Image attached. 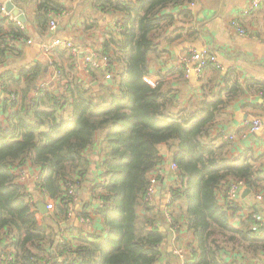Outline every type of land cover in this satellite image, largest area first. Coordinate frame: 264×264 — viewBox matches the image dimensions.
Listing matches in <instances>:
<instances>
[{"label":"trees","instance_id":"1","mask_svg":"<svg viewBox=\"0 0 264 264\" xmlns=\"http://www.w3.org/2000/svg\"><path fill=\"white\" fill-rule=\"evenodd\" d=\"M191 1L96 0L97 9L121 17L116 23L120 30L106 33L102 46L115 88L85 85L72 65L62 72L68 79L63 87L37 90L31 98L25 94L18 99L14 93L12 100L8 94L4 108L9 114L0 123V243L3 251L11 249L12 264H158L166 243L159 226L163 205H151L145 198L149 179L161 164V145L184 181L171 186L167 210L174 221L186 222L196 243L193 256L182 264H226L221 255L227 250L251 258L264 253V236H257L251 217L234 228V211L217 200L221 187L235 180L249 187L256 184L250 163H234L223 145L210 140L211 126L224 105L221 97L205 99L195 112H174V97L143 81L156 39L174 24L166 10ZM35 3L36 28L44 34L49 14L59 15L65 8L55 0ZM2 16L0 65L17 52L11 40L23 38L22 31L4 25L8 16ZM27 85L30 89L29 81ZM256 85L264 95V84ZM238 89L233 85L229 91ZM25 164L38 171L34 189L55 203L54 211L41 220L28 189L19 182L17 169ZM95 166L100 174L90 180V191L102 203L94 210L103 229L90 234L71 226L63 230L69 235L58 239L56 227L67 223L64 185L87 183ZM89 207L90 202L84 204L78 215L87 216Z\"/></svg>","mask_w":264,"mask_h":264},{"label":"crops","instance_id":"2","mask_svg":"<svg viewBox=\"0 0 264 264\" xmlns=\"http://www.w3.org/2000/svg\"><path fill=\"white\" fill-rule=\"evenodd\" d=\"M11 1L19 8L26 19L25 23H19L9 16L4 25L22 31L23 38L12 39V45L16 54L9 56L0 65V123L8 117L5 110V101L9 100L8 94H17L21 99L26 94L31 98L36 91L44 85L52 74L47 57L43 53L41 44L50 43L59 38L74 45L79 53L77 59H70V53L66 49L57 48L53 53L55 64L61 74L67 73L70 66L80 62L81 57L88 51L101 55L106 33L114 30L121 17L113 12H103L94 4V0H55L63 4L67 15H60L56 19L54 34L48 32L42 34L36 28V3L35 0H0V7ZM134 0H126L133 2ZM252 0H196L193 7L189 3L171 12L174 24L165 28L155 41V49L149 53L147 60V74L145 77L154 85H159L161 91L174 97V112L186 110L195 112L206 99L213 101L221 97L224 105L220 107L209 131L210 140H217V145H223L226 156L234 163L248 162L252 165L254 173L251 179L256 182L252 187L239 191L236 204L231 210L234 217L231 225L234 228L243 226L244 221L253 214L257 217V224L264 231V95L257 91L258 83L264 84V0L248 15H241ZM183 11L188 12L185 16ZM0 13V19H2ZM233 22H237L246 35H239ZM12 38V37H11ZM189 49L197 51L208 50L215 54L222 70L213 66L205 69L201 77H197L191 71H185V67L178 63L179 58ZM103 55V54H102ZM72 57V56H71ZM73 63V64H72ZM76 69V68H74ZM96 71V72H93ZM76 78L85 85H106L114 87V79L105 81L101 72L89 69L83 71L77 69ZM28 81L31 88H27ZM68 79L63 76L60 81H55L51 89L56 86L63 87ZM233 85L240 89L230 92ZM227 89V90H226ZM23 91V92H22ZM95 93L97 91L95 90ZM252 119L261 122V129L251 131ZM161 164L157 169L158 185L154 196V203L162 202L164 207V192L169 186L175 184V179L170 171L172 157L166 146H159ZM23 170L29 175L26 186L31 201L36 205L42 201V194L34 189L33 176L37 177V169L25 164ZM31 174V175H30ZM93 175L89 181L82 184L80 190V203L77 208L88 204L90 197L91 179H96L100 172L95 166ZM217 200L222 206L226 204V185L221 187ZM224 189V190H223ZM261 197V199H258ZM43 202V201H42ZM91 205V203H90ZM95 207V203L91 205ZM38 208V207H37ZM90 208L92 222L85 225L77 220L61 224L57 229V238L64 228L75 226L81 231L95 234L100 232L102 221ZM38 211V210H37ZM44 215L38 211L36 217L41 220ZM164 217V216H163ZM171 218V217H170ZM173 218V217H172ZM164 218L159 226L166 234V243L160 247L161 257L158 264H182L176 260L173 249L180 248L186 259L193 256L196 249L195 238L188 231L186 222L181 218L174 224ZM175 225V231L173 230ZM257 236H264V232ZM0 243V264L3 261V249ZM226 264H264V253L257 258L245 256L241 252H227L221 255ZM59 261V260H58Z\"/></svg>","mask_w":264,"mask_h":264},{"label":"built area","instance_id":"3","mask_svg":"<svg viewBox=\"0 0 264 264\" xmlns=\"http://www.w3.org/2000/svg\"><path fill=\"white\" fill-rule=\"evenodd\" d=\"M95 1L96 0H94V2ZM114 1L123 2V3L126 2V0H114ZM262 1L263 0H252L250 5L241 12V15H248V13L255 10L262 3ZM195 2L196 0H192L189 3V6L193 7ZM0 12L4 16H8V17L10 16L4 11V5L0 7ZM60 15H67V13L63 12L59 15H55L51 13L49 14V25H48V30H47L49 34H54L56 30V19ZM232 25L235 26L239 35L241 36L246 35V31L237 22H233ZM114 30L117 33L120 30L117 24ZM41 48L43 50V53L47 57L48 64L51 67L53 72L50 78L47 80V82L44 85H42L41 88L38 90L47 91L51 89V87L53 86L52 84L55 83V81H60L62 79V74L57 68L55 64V59L53 56V53L55 52V50L57 48L68 50L74 60L77 59L79 53L77 52L76 48L74 47L72 43L64 41L59 38L53 39L50 43L41 44ZM178 63L181 66L183 65L185 67V71L187 72L191 71L197 77H201L205 69H207L210 66H213L219 70H222L221 64L219 63L215 54L211 53L208 50L197 51L195 49H189L186 52V54L182 55L179 58ZM74 67L77 69V71L79 70L88 71L89 69H94V70H97L103 73L102 77L104 78L105 81H109L112 79V72L110 69V60L107 55H102V54L97 55V54H94L88 51L81 57L80 62H77V61L75 62ZM143 81L149 86H151L152 88H155L156 86H158V85H154L152 81L147 79L145 76L143 77ZM36 95H37V92L36 94H34V96ZM13 98H15L14 95H11L10 99L13 100ZM250 126H251L250 127L251 131H258L262 127L261 122L257 119H252ZM170 171H171L172 176L175 179V184L172 186L180 185L182 182H184L183 180L179 178L177 166L173 163V161L172 163H170ZM17 175H18L20 183H26V180L29 178V175L26 173V171L23 170V167H20L17 169ZM36 179L37 177L33 176V180L35 181ZM157 185H158L157 173L154 172L149 179V186L147 188L146 198H145V200L148 203H151V205L154 203V196L157 190ZM64 186L66 189L67 197L62 201V204L67 209V215H66L67 223L71 221L72 219V220H77L78 222L82 224L90 225L92 222V215L90 212V207L86 211L87 216L78 215L80 213V210H79L80 208H77V205L80 203V190L83 185L75 181H72V182L66 183ZM246 186L247 185L245 181L235 180L231 182L230 185L226 188L225 199H226V203L229 205V208H232V207L234 208L233 205L236 204L239 191L246 188ZM170 188L171 186L165 189V192L163 195L165 204H164V207L161 208V212L163 213L164 218H166V220L171 224L172 218H170V214L166 207V205L170 203L171 197H172ZM41 194H42V201L45 205L47 214H51L54 211L55 203L52 199H50L43 192ZM89 197H90L89 202L91 203V205L94 203L96 205L95 207L93 206L94 209L96 207L99 208L101 206L102 203L100 202V200L92 197L91 191H90ZM258 199H261V197H258ZM262 202L264 201L262 200ZM251 219L255 223L254 227L258 231V233L264 232L262 231L261 226L257 224V217L254 216V214L251 216ZM175 228L176 227L173 228L174 231H175ZM1 254H2L1 257L3 258V261L5 262V264H12L13 257L11 254V249L9 247L8 249H5ZM173 254L180 263L184 261L185 255L180 248H174ZM58 260L60 262L61 258H59Z\"/></svg>","mask_w":264,"mask_h":264},{"label":"water","instance_id":"4","mask_svg":"<svg viewBox=\"0 0 264 264\" xmlns=\"http://www.w3.org/2000/svg\"><path fill=\"white\" fill-rule=\"evenodd\" d=\"M4 11L14 18L19 23H25L26 19L23 12L17 8L11 1H7L4 5ZM37 210L41 215H46L47 211L45 209V205L42 201L37 202Z\"/></svg>","mask_w":264,"mask_h":264},{"label":"rangeland","instance_id":"5","mask_svg":"<svg viewBox=\"0 0 264 264\" xmlns=\"http://www.w3.org/2000/svg\"><path fill=\"white\" fill-rule=\"evenodd\" d=\"M88 155V154H87ZM91 155V152H89V156ZM94 159V158H93Z\"/></svg>","mask_w":264,"mask_h":264}]
</instances>
